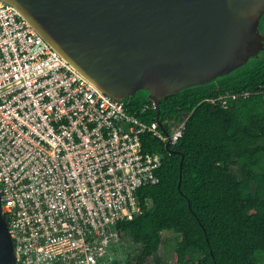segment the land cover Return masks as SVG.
<instances>
[{
	"label": "built area",
	"instance_id": "2783aa9c",
	"mask_svg": "<svg viewBox=\"0 0 264 264\" xmlns=\"http://www.w3.org/2000/svg\"><path fill=\"white\" fill-rule=\"evenodd\" d=\"M152 108L99 88L0 0V192L16 264H127L114 225L143 211L164 158L145 139L175 145L189 117L143 118Z\"/></svg>",
	"mask_w": 264,
	"mask_h": 264
},
{
	"label": "trees",
	"instance_id": "16d2710c",
	"mask_svg": "<svg viewBox=\"0 0 264 264\" xmlns=\"http://www.w3.org/2000/svg\"><path fill=\"white\" fill-rule=\"evenodd\" d=\"M260 30L264 34V15ZM248 92V94H245ZM239 94L227 98L220 96ZM216 99V101H213ZM132 110L151 103L139 90L126 98ZM189 115L175 145L150 137L162 152L160 180L142 188L143 211L114 228L135 243L127 264H260L264 260V49L215 80L161 101V119ZM157 108L143 118L153 120ZM148 142V143H146ZM182 163V169H181ZM182 173V177H181ZM173 237H165L166 232Z\"/></svg>",
	"mask_w": 264,
	"mask_h": 264
},
{
	"label": "water",
	"instance_id": "95a60500",
	"mask_svg": "<svg viewBox=\"0 0 264 264\" xmlns=\"http://www.w3.org/2000/svg\"><path fill=\"white\" fill-rule=\"evenodd\" d=\"M6 1L108 94L148 90L159 121L162 99L228 74L264 49V0ZM16 259L0 192V264Z\"/></svg>",
	"mask_w": 264,
	"mask_h": 264
},
{
	"label": "rangeland",
	"instance_id": "374dc122",
	"mask_svg": "<svg viewBox=\"0 0 264 264\" xmlns=\"http://www.w3.org/2000/svg\"><path fill=\"white\" fill-rule=\"evenodd\" d=\"M175 234L171 231L169 232H166L165 233V237L169 238V237H173ZM124 236V235H122ZM126 243H129V247H131V244H132V239L129 237V236H126V239H125ZM127 253V252H126ZM160 254L166 256V259L167 261L170 263V264H173L174 262V255H173V252L172 250H170L167 254L165 253V248L162 247L160 249ZM153 260H155V257L152 258ZM260 264H264V260L263 261H260Z\"/></svg>",
	"mask_w": 264,
	"mask_h": 264
}]
</instances>
